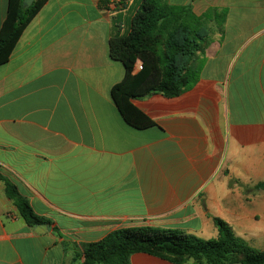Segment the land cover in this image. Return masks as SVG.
<instances>
[{
	"label": "crops",
	"instance_id": "0c3cea01",
	"mask_svg": "<svg viewBox=\"0 0 264 264\" xmlns=\"http://www.w3.org/2000/svg\"><path fill=\"white\" fill-rule=\"evenodd\" d=\"M164 1L205 16L211 42L191 90L132 101L154 127L129 126L111 95V26L132 0H48L0 66V175L51 221L29 226L0 180V264H70L65 243L131 227L217 239L215 219L264 250V0Z\"/></svg>",
	"mask_w": 264,
	"mask_h": 264
},
{
	"label": "trees",
	"instance_id": "16d2710c",
	"mask_svg": "<svg viewBox=\"0 0 264 264\" xmlns=\"http://www.w3.org/2000/svg\"><path fill=\"white\" fill-rule=\"evenodd\" d=\"M48 0H9L0 31V66L6 64L26 27ZM211 42L205 16L191 7L172 6L164 0H132L129 11L116 15L111 26L110 56L123 63L125 77L111 92L119 113L131 127L156 126L132 101L161 95L172 99L191 90L199 81L204 53ZM142 69L136 71L137 65ZM6 195L29 226L50 225L8 179ZM264 187V186H262ZM217 239L201 240L179 230L131 227L107 235L102 241L76 246L65 243L74 256L70 264H131L134 254H148L172 264H264V250L236 237L223 221L215 219Z\"/></svg>",
	"mask_w": 264,
	"mask_h": 264
},
{
	"label": "water",
	"instance_id": "95a60500",
	"mask_svg": "<svg viewBox=\"0 0 264 264\" xmlns=\"http://www.w3.org/2000/svg\"><path fill=\"white\" fill-rule=\"evenodd\" d=\"M35 2V0H24L25 5H32ZM48 229H50V226H47Z\"/></svg>",
	"mask_w": 264,
	"mask_h": 264
},
{
	"label": "built area",
	"instance_id": "2783aa9c",
	"mask_svg": "<svg viewBox=\"0 0 264 264\" xmlns=\"http://www.w3.org/2000/svg\"><path fill=\"white\" fill-rule=\"evenodd\" d=\"M137 67L139 68V70H141V69H142V66H141V64H140V63L137 65Z\"/></svg>",
	"mask_w": 264,
	"mask_h": 264
},
{
	"label": "rangeland",
	"instance_id": "374dc122",
	"mask_svg": "<svg viewBox=\"0 0 264 264\" xmlns=\"http://www.w3.org/2000/svg\"><path fill=\"white\" fill-rule=\"evenodd\" d=\"M25 4V3H24Z\"/></svg>",
	"mask_w": 264,
	"mask_h": 264
}]
</instances>
